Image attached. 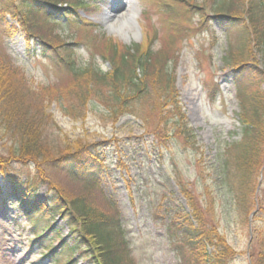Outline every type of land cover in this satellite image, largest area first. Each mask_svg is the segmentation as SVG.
I'll use <instances>...</instances> for the list:
<instances>
[{
	"label": "rangeland",
	"instance_id": "rangeland-1",
	"mask_svg": "<svg viewBox=\"0 0 264 264\" xmlns=\"http://www.w3.org/2000/svg\"><path fill=\"white\" fill-rule=\"evenodd\" d=\"M47 1L57 3L51 5L61 13L65 2L71 10L67 14L70 19H61L60 23L39 16L30 20L33 31L47 41L48 52L56 59L44 57L47 54L34 45L35 40L25 38L22 26H17L11 15L5 18L7 26L16 25L11 37L1 31L5 25L0 22V59L8 57L9 63L18 68L34 94L31 104L36 107L39 103L53 118L41 134L43 145L58 152L72 150L76 140L94 142L105 156L106 167L98 186H92L45 164L41 173L44 180L37 188L41 200L54 193L55 185L68 199H82L96 215L115 213L124 229L130 264H190L193 258L181 237L179 221L182 210L188 212L191 198L203 209L204 221L216 225L219 235L236 252L231 264H253L264 236V179H258L255 187L252 214L240 215L222 175L220 154L225 144L240 140V104L243 100L249 107L252 99L248 84L242 79L236 81L231 69L242 60L256 61L264 70V53L258 51L260 42L256 41L259 33H264V19L259 27H252L244 19L224 28L209 18L221 9L243 13V0H131L129 25L111 30L114 17L107 14L118 0ZM248 29L250 52L230 49L234 44L225 41L227 32ZM132 44L148 49L155 58L152 66H170L175 98L187 124L195 130L198 150L184 149L177 141L156 150L152 130L163 126L153 92L134 102L132 113L124 112L113 120L111 112L92 93L84 101L82 90L90 84L83 78L86 75L72 70L73 65L75 69L93 67L110 72L113 58L118 59L117 48ZM231 58L237 61L232 63ZM101 88L107 92L104 86ZM260 88L264 93V83ZM135 136H142L141 143L133 142ZM2 146L11 147L0 140V150ZM15 169L22 176L38 174L31 165ZM9 192L0 174V264H55L54 258L46 257L42 246L32 243L31 223ZM49 220L56 222L61 232L57 235L46 231L59 252L60 239L70 241L72 233L62 218L55 215ZM253 228L258 229L256 234ZM74 263L89 264L78 253Z\"/></svg>",
	"mask_w": 264,
	"mask_h": 264
},
{
	"label": "trees",
	"instance_id": "trees-1",
	"mask_svg": "<svg viewBox=\"0 0 264 264\" xmlns=\"http://www.w3.org/2000/svg\"><path fill=\"white\" fill-rule=\"evenodd\" d=\"M54 3L47 0H0V22L5 25L1 31L9 37L13 35L16 25L9 27L5 22L7 16H13L17 26H22L21 29L25 31V38L35 40L34 45L39 46L38 49L43 55L47 54L44 57L55 60L48 52L49 44L35 34L30 22L38 16L51 18L54 24L60 23L61 19H70L67 16L68 11H71L69 4L65 3L61 13V9L54 6L57 3ZM243 9V13L236 14L221 9L222 12L209 18L224 28L236 26L244 19L252 27H259L264 19V0H243ZM203 19L201 24L204 23ZM259 34L261 36L256 41L260 42L258 51L263 54L264 33ZM225 41L230 45L234 44V48L229 47L230 49L249 53L251 30L229 31ZM117 50L118 59L113 58L115 54L112 56L110 72L93 67L86 69L79 66L75 69L76 66L73 65L72 70L86 75L83 78L87 79L86 84H90L86 85L87 89L82 90L84 101L92 93L111 112L113 120L124 112L132 113V104L153 92L157 95L154 106L159 109L158 120L164 128L160 129L157 125L152 130L156 150L167 148L173 141L179 142L184 149L198 150L195 130L187 124L182 108L175 98V79L170 66H152L154 56H150L148 49L143 50L136 44L122 45ZM59 56L64 59L60 54ZM231 61L234 63L237 60L231 58ZM236 63L239 64L234 63L236 67L231 69L232 74H235L236 81L242 79L248 84L252 92L251 106L248 107L241 101L240 140L225 144L220 155L223 162L222 175L224 174V179L229 183L232 202L240 215L249 217L255 206L253 200L255 187L260 182L258 179H264V93L260 88L264 83V70L260 69V64L256 61L242 63L240 60ZM101 86L107 92L101 90ZM32 93L25 76L9 63L8 57L0 59V140L11 145L8 149L2 146L0 150V174L9 186V197L19 206L20 212L26 215L27 222L31 223L34 233L32 243L42 246L46 257L54 258L55 264H75L74 257L77 253L89 264H130L132 260L124 238V229L118 219L116 220L115 213L107 216L96 215L82 199H68L55 185L52 186L54 193L46 194L42 200L39 197L37 188L38 183L44 180L41 173L45 164L83 185L92 186H98L106 165L105 156L100 154L99 144L89 143L85 139L74 141L75 147L72 150L67 148L53 152L47 149L43 145L41 134L45 126L49 125L47 123L53 122V118L39 103L36 107L31 104L34 95ZM161 110H164L163 114L160 113ZM167 114H170L168 118ZM142 139V136H135L133 142L141 143ZM152 149L154 150V146ZM30 165L38 173L37 176H22L20 170L15 169ZM202 210L190 198L188 212L183 209L180 221L177 220L180 222L185 247L193 258L190 264H231L236 252L219 235L216 225H208L204 221ZM55 215L66 221L67 228L72 233L70 241H66V237L60 239L62 251L59 252L46 233L48 230L56 232L57 235L61 234L56 228V222L49 220ZM252 231L256 234L258 229L253 228ZM259 244L253 264H264V236Z\"/></svg>",
	"mask_w": 264,
	"mask_h": 264
},
{
	"label": "bare ground",
	"instance_id": "bare-ground-1",
	"mask_svg": "<svg viewBox=\"0 0 264 264\" xmlns=\"http://www.w3.org/2000/svg\"><path fill=\"white\" fill-rule=\"evenodd\" d=\"M130 3H131V0L129 2H126V3L122 2V0H118L117 1V5H115L114 7L111 8L110 14H108L109 17L112 16V13H114L118 9H121L120 12H119L120 15H119V13L117 15H114V19H113L114 21H112V23L110 25L111 26V30L119 29L120 28L119 23L124 22V20L128 17L129 14L126 13V9H128V7H129L128 5ZM125 25H129V21L128 20L125 21Z\"/></svg>",
	"mask_w": 264,
	"mask_h": 264
}]
</instances>
